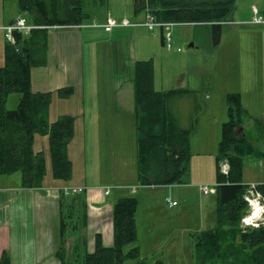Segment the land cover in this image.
Masks as SVG:
<instances>
[{
    "label": "trees",
    "instance_id": "1",
    "mask_svg": "<svg viewBox=\"0 0 264 264\" xmlns=\"http://www.w3.org/2000/svg\"><path fill=\"white\" fill-rule=\"evenodd\" d=\"M15 1L21 13L19 15L34 25L72 26L88 18L84 9L87 0ZM134 2L137 10L147 7L158 21L213 22L214 37L219 40L221 24L215 21L222 20L230 13L234 0ZM104 3L107 4V0H92V4ZM49 31L46 27L34 28L29 34L16 31L14 43L7 41L5 63L0 66V175L20 172L25 187L41 186L46 174L44 152L34 151L36 134L49 137L54 176L64 180L72 176L68 145L74 137V117L61 116L51 123L49 108L52 93L33 92L31 85L32 69L47 64ZM134 81L138 167L142 182L181 183L180 178L189 167L190 133L194 124L184 127L171 105L189 92L181 88L157 92L154 89V65L151 59L135 61ZM12 93H20V101L15 109H8L6 103ZM71 93V87L58 90L62 97ZM227 103L229 118L223 123L217 155V226L202 232L197 246L203 258L211 260L213 264H264V226L245 231L240 227L247 209L244 169L250 145L243 131L237 133L242 125L243 113L239 94H229ZM223 160H228L230 165L227 173L221 171L220 163ZM259 188L264 193L263 186ZM75 203L78 205L81 202ZM75 203L69 206L70 211L75 209ZM82 207L85 222L87 203L84 196ZM137 209L138 198L135 196L117 199L113 205V245L105 246L102 235L97 233L93 252L88 251L86 243L77 244L67 252V222L61 218L60 236L64 243L58 247L61 264H129L131 260H138L139 264H164L161 259L149 262L141 258L138 247L126 248L138 237ZM0 264H11L8 252H3Z\"/></svg>",
    "mask_w": 264,
    "mask_h": 264
},
{
    "label": "crops",
    "instance_id": "2",
    "mask_svg": "<svg viewBox=\"0 0 264 264\" xmlns=\"http://www.w3.org/2000/svg\"><path fill=\"white\" fill-rule=\"evenodd\" d=\"M130 1L131 3L128 6L126 5L125 11L115 12L107 8L106 14L103 15V21L95 20L99 24H103L106 22L107 16L111 14L118 19L129 18L132 22L138 23L134 27H115L111 31H106L101 25L96 27L87 25L82 27V29L76 26H68L60 29H51L48 33L47 64L32 69L31 85L33 92L52 93L49 108V121L51 123L58 120L61 116L74 117V137L68 145V157L72 163V176L69 180L54 176L49 137L41 134L35 135L34 151L36 153L44 152L46 158V174L42 185L39 187H25L23 176L20 172L0 175V258L4 251L8 252L11 264H61L58 253V247L64 244L60 236L61 218H64L67 222L65 244H67L68 253L71 251V246L74 247L82 243H86L88 251L93 252L97 233L102 235L105 246L113 245V205L117 199L129 196L124 195L125 192L138 193V189L141 188L139 185L137 191L133 192L131 188L136 183L122 182L118 178H112L101 183L90 182L87 167L89 135L95 137V148L98 150L99 157L104 150L103 144H106L108 149L112 151L117 148L115 135H121L122 144L118 148L126 151L127 159L133 160L136 157L137 165L134 175L139 183H143L138 167L139 147L136 124L134 63L138 60H150L151 58L129 61L131 65L127 66L125 62L117 63L115 52L116 48L118 49L119 47L118 39L127 37L126 30L129 28L132 30L131 38L134 40L136 38L135 30L139 32L137 30L147 28L142 23H144L150 10L147 7L137 10L134 0ZM253 5H256L260 13L264 14V0H246V2L242 3L236 0L229 14L232 17H237V21H244L245 25L254 26L256 24L250 22L254 14ZM0 7V26L11 23L17 15L21 14L16 8L11 10L7 16L6 5L3 3ZM130 13L134 14L135 17H130ZM100 30L105 32L106 40L108 39L109 41H107L111 42L112 49L115 51L112 54L113 64L111 66L114 78L110 80L98 76L86 78L85 44L87 41L90 43L94 42ZM256 30L263 33L264 29L259 27ZM7 41L5 31L0 28V66L5 63ZM162 43L164 44L163 29ZM91 55L92 48L88 47V61L92 63ZM151 60L153 61V59ZM153 65L155 70L154 61ZM155 78L156 76L154 77V89L157 92L167 91L156 88ZM65 87H71L72 93L62 97L58 94V90ZM180 88L189 92L185 94L186 97L190 96V93L195 96V92L190 88L182 86ZM215 122L217 123V120ZM224 122L221 123V138ZM197 123L195 122L190 133V161L195 153L200 156L207 153V149H212L209 146L211 142L216 141L217 150L209 153L212 158V164H210L209 158L200 159L201 163L197 161L196 171H198V174L206 170L204 178L193 177L191 175L192 165L189 164L188 169L180 178L183 185L175 187L183 201L188 200L190 191L199 190L197 183L203 181L217 182V155L221 138L219 141L202 140L201 143L196 144L194 141L199 132L195 128ZM184 127H189V125ZM244 129L245 127L242 124L238 128L237 133L244 132ZM214 132L217 133L216 129ZM208 133L205 132V134ZM213 136L212 131L210 139H214ZM247 140V144L250 145V148L247 149L248 152L250 151L248 155L264 156V151L254 147L248 137ZM200 164L203 167H200ZM245 170L247 168L244 169V181H257L264 189V160H262V169H259L255 175L252 174L253 177H248ZM175 182L170 183L169 188H173V183ZM66 186L83 187V191L66 194L63 190ZM108 187H111V191L106 194L105 190ZM113 192H117L118 198L109 200V196ZM82 196L85 197L87 203V221L85 222H83ZM145 196L143 195V197ZM168 197L166 195L164 209L169 212H183L182 209L185 205L180 206V202L173 198L172 200L177 201V204L171 205L167 200ZM62 200L66 201V203L62 202ZM77 201L81 202V205H77L75 203ZM208 202L206 205L209 204ZM73 203H75V209L70 211L69 206ZM138 205H140L139 199ZM211 208H213V203ZM70 213L72 214L71 217L69 216ZM138 214L139 208L136 214L137 230L141 222ZM134 247L139 248L138 245ZM196 248L198 249L197 245Z\"/></svg>",
    "mask_w": 264,
    "mask_h": 264
},
{
    "label": "rangeland",
    "instance_id": "3",
    "mask_svg": "<svg viewBox=\"0 0 264 264\" xmlns=\"http://www.w3.org/2000/svg\"><path fill=\"white\" fill-rule=\"evenodd\" d=\"M3 3L6 5V15L17 8L15 0H0V6ZM129 3L130 0H107V4L97 5L92 4V0H87L84 9L88 18L77 25L82 29L87 25L91 26L95 19L103 21L107 8L123 12ZM129 15L135 17L131 13ZM236 18L229 14L222 20L215 21L221 24L219 40L214 37L213 22L177 23L172 28L173 47L170 49L162 43L160 27L154 30L141 28L137 30L139 32L135 30L134 40L131 38L133 33L129 28L126 30L127 37L118 39L119 47L116 48V52L112 49L111 42L106 40L105 32L100 30L94 42L87 41L85 44L86 78L97 76L107 80L114 78L111 70L113 51L117 63L125 62L127 66L131 65L129 61L153 59L157 89L168 90L182 86L195 92V96L190 94L174 100L171 106L182 125L188 126L198 122L195 127L199 130L194 141L196 144L207 139L220 140L221 123L229 118L227 96L231 93L239 94L244 132L254 147L264 151V30L263 33L256 30L259 27L264 29V26L245 25L244 21H237ZM88 47L92 48V63L88 61ZM19 101L20 93H12L7 100L6 108L15 109ZM215 129L217 133L214 132ZM212 131L214 139H210ZM115 138L117 148L111 151L103 144L104 150L99 157L95 148V137L89 135L87 167L90 182L101 183L118 178L122 182H134L141 186L138 193L124 194L139 199L138 215L139 219L141 218L137 241L130 243L126 248L138 245L140 257L149 262L161 259L164 264H213L211 260L203 258L196 245L202 232L217 226V197L214 193L204 195L200 191V185L214 186L217 182L197 183L199 190L190 191L188 200L184 201L175 190V187L183 185L182 183H173V188H169L170 184L139 183L134 175L136 157L133 160L127 159L126 151L118 148L122 144V136L115 135ZM209 146L212 149H207V153L200 156L195 153L191 163L189 162L192 165L193 177L204 178L206 174V170L198 174L197 161L201 163L200 159L209 158L212 164L209 153L217 150L216 141L211 142ZM262 160L264 156H246L245 173L248 177H253L252 174L255 175L262 169ZM200 167L203 166L200 164ZM166 195L179 201L180 206L185 205L183 212H169L164 209ZM113 198L115 200L118 198L117 192L109 196V200ZM129 264L139 262L131 260Z\"/></svg>",
    "mask_w": 264,
    "mask_h": 264
},
{
    "label": "built area",
    "instance_id": "4",
    "mask_svg": "<svg viewBox=\"0 0 264 264\" xmlns=\"http://www.w3.org/2000/svg\"><path fill=\"white\" fill-rule=\"evenodd\" d=\"M253 10V17L250 20L252 24L262 25L264 26V14L260 13L258 7L256 5L252 6ZM138 23L132 22L129 18H121L118 19L111 14L107 16L106 22L103 24H99L96 20H94L91 23V26H99L101 25L106 31H111L115 27H134ZM149 30H154L157 27H160L163 29L164 34V40L165 45L168 49L172 48V28L177 24L175 21H158L155 16L148 12L146 19L144 23ZM71 25H60V24H54V25H34L30 22H28L27 18L22 15H17L14 20L5 25L0 26L1 29L5 31L6 39L12 43L15 41L14 33L16 31L22 32L24 34H29L32 29L34 28H40V27H46L50 30L54 29H60L65 28ZM79 27L78 25H74ZM221 171L223 173H227L229 170V162L228 160H223L220 163ZM247 185V191L244 195V199L247 202V209L244 215L241 218L240 221V227L242 230H248V229H255L260 228L264 226V193L259 188L260 183L257 181H249L245 183ZM216 185H200V191L204 195H209L211 193H215ZM139 188V185H134L131 189L133 192H136ZM64 192L66 194H73V193H79L83 191V187H70L66 186L63 188ZM111 191V187H108L105 192L106 194H109ZM168 202L171 205L177 204V201H174L171 199V197H168Z\"/></svg>",
    "mask_w": 264,
    "mask_h": 264
},
{
    "label": "water",
    "instance_id": "5",
    "mask_svg": "<svg viewBox=\"0 0 264 264\" xmlns=\"http://www.w3.org/2000/svg\"><path fill=\"white\" fill-rule=\"evenodd\" d=\"M191 45H193V43H191Z\"/></svg>",
    "mask_w": 264,
    "mask_h": 264
}]
</instances>
